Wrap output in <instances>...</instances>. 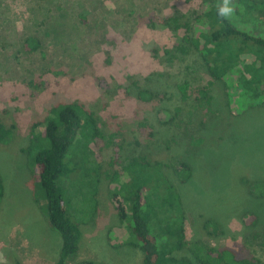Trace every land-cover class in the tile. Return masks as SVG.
Wrapping results in <instances>:
<instances>
[{"label":"rangeland","instance_id":"1","mask_svg":"<svg viewBox=\"0 0 264 264\" xmlns=\"http://www.w3.org/2000/svg\"><path fill=\"white\" fill-rule=\"evenodd\" d=\"M202 2L0 0V122L8 127L15 124L12 140L0 141V184L4 190L0 199V264H14V258L23 264H55L60 256L62 236L48 220L47 200L27 147L33 124L43 120L55 105L74 101L93 107L102 118L106 139L116 135L114 144L102 155L93 143L86 144L87 161L102 164L99 184L93 173L85 176L84 167L86 174L62 182L74 216L82 223L79 252L68 264H143V253L127 223L119 220L111 199L119 182L105 176V171L112 172L125 163L126 154L133 156L134 148L153 162L169 165L166 175L180 200L173 211L155 210L153 227L158 232L168 224L183 226L187 244L175 248V258L199 264L207 250L215 248L231 251L236 259L264 264L262 99L232 114L226 105L225 85L218 83L214 93L219 112L207 118V126L200 123L201 117L188 125L181 115L180 125L171 127L153 119L161 108H172L175 101L156 99L146 107L128 87V76L143 84L150 76L148 85L156 90L175 89L186 69L166 65L164 49L172 48L185 30L148 27L147 19L171 15L173 7L185 12L199 10ZM254 13L264 16V8L260 5ZM251 20L261 28L257 21L261 18ZM27 38L40 41V48L29 49V41L24 49ZM154 49L157 55L152 53ZM191 60L187 58L186 63ZM148 116L156 133L153 137L137 130L138 120ZM186 127L191 128V134L203 136L204 142L191 144L184 134ZM137 140L139 146H128ZM116 145H122L117 157ZM77 151L83 153L84 147ZM188 173L191 178L185 180ZM225 262L231 261L226 257Z\"/></svg>","mask_w":264,"mask_h":264},{"label":"trees","instance_id":"2","mask_svg":"<svg viewBox=\"0 0 264 264\" xmlns=\"http://www.w3.org/2000/svg\"><path fill=\"white\" fill-rule=\"evenodd\" d=\"M260 5L264 8V0H203L199 10L185 12L173 7L175 11L171 15L148 17V27H167L174 32L185 30L172 48L164 49L166 65L186 69L183 79L173 91H159L149 86L150 76L144 78L145 84L140 79L128 76L129 91L132 89L144 106L148 107L156 99L175 101L172 108H161L153 121L173 127L179 124L180 116L184 115L188 125H193V120L201 117L200 123L207 126V118L211 119L219 112L214 93L218 83L225 85L226 105L232 114H237L241 108L244 111L246 104H254L260 99L264 102V16L254 13ZM220 8H233V11L221 16ZM257 18H261L257 20L261 21L260 29L254 26L258 23L251 20ZM29 41L32 42L29 49L40 48V41L27 38L24 49ZM157 52L154 49L152 53L157 55ZM187 58L192 59L190 63H186ZM200 72L202 74H198ZM183 109H186V113ZM149 120V116L138 120L137 130L153 137L156 133ZM101 122L102 118L91 105L74 101L55 105L43 120L31 126L27 149L35 166V177L47 200L50 225L62 236V248L55 264H68L78 254L82 237V223L74 216L75 209L66 198L62 182L66 179L74 181L78 175L87 172L85 176L93 173L99 184L102 164L96 162L95 166L87 161L86 144L93 143L94 149L101 155L114 144L116 134L106 139ZM14 125L8 127L0 122L1 142L9 143L12 140ZM41 125L43 129L39 130ZM189 131L191 128L186 127L184 134L188 135L191 144L199 146L204 142L203 136ZM139 144L137 140L128 146L137 147ZM80 147H84L83 153L77 151ZM121 149L122 145L114 147L115 157ZM134 149L136 153L133 156L126 154L125 163L115 167L112 172L105 171V176L119 182L111 199L119 220L127 223L131 236L143 253V264H197L172 255L175 248L181 249L187 244L182 225L173 227L168 224L158 232L153 227L154 217L158 214L154 213L155 210L173 211L175 203L178 205L180 200L176 187L166 175L165 168L169 165L163 161L153 162L148 156L139 154L137 148ZM89 152L92 151L89 149ZM182 165L184 169L188 168L185 162ZM183 177L187 180L191 174H184ZM3 194V185L0 184V199ZM226 257L230 263L225 262ZM14 264L23 263L14 258ZM199 264L257 263L236 259L229 250L211 248Z\"/></svg>","mask_w":264,"mask_h":264},{"label":"clouds","instance_id":"3","mask_svg":"<svg viewBox=\"0 0 264 264\" xmlns=\"http://www.w3.org/2000/svg\"><path fill=\"white\" fill-rule=\"evenodd\" d=\"M233 11V8H220L219 9V14L221 16H227L228 13H231Z\"/></svg>","mask_w":264,"mask_h":264}]
</instances>
